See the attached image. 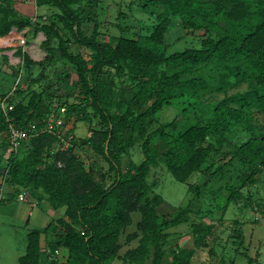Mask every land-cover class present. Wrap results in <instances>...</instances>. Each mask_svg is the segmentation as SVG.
I'll list each match as a JSON object with an SVG mask.
<instances>
[{
  "label": "trees",
  "instance_id": "1",
  "mask_svg": "<svg viewBox=\"0 0 264 264\" xmlns=\"http://www.w3.org/2000/svg\"><path fill=\"white\" fill-rule=\"evenodd\" d=\"M33 2L35 17L19 15L15 0H0V36L11 35L12 27L45 36L41 60L17 49L18 80L0 96L7 110L0 105V149L9 146L0 152V203L25 192L64 212L27 233L18 264H112L116 258L122 264H194L197 250L206 247L212 257L216 242L207 237L213 228L202 219L191 224L193 247L169 244L168 228L194 206L189 201L166 217L158 211V181L149 177L161 164L199 201L208 197L210 206L196 209L199 218L213 219L229 203L252 204L250 187L264 176V0ZM44 7L46 15L39 10ZM174 19L182 32L176 42L189 43L172 48L176 42L166 35ZM50 63H62L56 80L48 78ZM66 64L73 71L64 70ZM72 86L71 93L62 90ZM168 108L175 113L166 119ZM52 112L67 119L16 147L9 143V122L28 127ZM79 121L88 124L85 137L75 134ZM66 128L72 134H63L67 145L57 133ZM198 175L201 183L190 181ZM216 178L217 186L204 189ZM136 212L125 240L137 244L120 254V237ZM234 222L240 241L242 228Z\"/></svg>",
  "mask_w": 264,
  "mask_h": 264
},
{
  "label": "rangeland",
  "instance_id": "2",
  "mask_svg": "<svg viewBox=\"0 0 264 264\" xmlns=\"http://www.w3.org/2000/svg\"><path fill=\"white\" fill-rule=\"evenodd\" d=\"M14 8L19 15H27L35 17L37 8L34 5L33 0H15ZM42 9V10H41ZM40 12L46 15L48 8H40ZM50 11V10H49ZM136 15H141L136 14ZM147 16V14H145ZM87 28V26H85ZM89 28V27H88ZM16 27H12V30ZM27 30V29H26ZM44 34L39 31L36 36L28 34L24 49L34 59L41 60L45 55L44 49L40 47L41 40L44 39ZM167 42L173 43L182 37V32L178 20L174 19L169 33L166 35ZM189 41V40H188ZM186 42L187 44L189 42ZM192 42V41H191ZM185 41L181 43H174L172 48L180 47L186 44ZM192 43L198 44L197 40H193ZM78 49V48H77ZM76 48L70 47V50L77 51ZM81 52L85 53L84 48H79ZM78 49V50H79ZM14 60L17 58H13ZM16 61V60H15ZM16 62L12 64L0 57V96L7 94L12 90L17 82V76L15 70L17 67ZM64 70H72L71 65H64ZM39 67H36L38 70ZM62 63L55 64L50 63V66L46 67L48 78L56 80V74L62 70ZM40 70V69H39ZM73 79H76V75L73 73ZM25 79L23 76L19 77L22 85H24ZM62 84V83H61ZM61 84L59 86L61 87ZM75 89L74 86L68 89H62L63 91L71 93ZM53 90V89H52ZM59 90V89H58ZM77 89L75 90L76 93ZM174 111L171 108L166 109L164 117L166 119L171 118L174 115ZM181 116V114H179ZM64 117V116H63ZM162 117V118H164ZM67 119V117H65ZM64 118V119H65ZM74 117L71 116V119ZM75 134L78 137H85L88 134V124L86 121H79L76 124ZM8 145L3 149V154L6 153ZM0 149V152H1ZM78 150V149H76ZM75 150V151H76ZM80 150V149H79ZM78 150V151H79ZM80 156L85 160L88 166V161L85 158L83 152H79ZM141 157L140 152L136 149L133 152V158L137 162ZM151 180L158 181L155 191L160 193L163 197V203L158 207L159 212H163L166 217H170V214L175 212L178 207L184 206L189 201L193 203V210L184 215V221L179 222L176 225L170 226L168 231L169 244L179 243L181 247H193L194 239L192 238L191 228L193 220L202 219L213 228L212 234L207 237L211 242V237L215 238V254L209 256L206 248L198 249L194 259V264H222L221 259L225 260V264H249V259L252 258L250 264H264V176H258V182L256 185L250 187V192L253 193L251 202L252 204L244 205V200L239 201V204L229 203L226 209L217 208L214 211L213 219L208 217L199 218L197 216L196 209L208 208V197L199 198L195 195V190H189L185 183L176 181L173 176L160 164L151 168V174L149 177ZM203 179L200 176H194L190 179L191 182L201 183ZM217 180H209L204 189L214 188V183ZM218 182H215V186ZM259 190V191H257ZM25 200H18L14 198L12 200L4 201L0 203V264H18V257L24 254L27 245V233L34 228L44 227L51 219H57L63 215L64 209L53 208L46 200L38 201L34 196H30L28 193ZM250 200L247 198L246 202ZM219 204H224L225 198L218 199ZM242 204V205H241ZM241 205V206H240ZM255 207V209H254ZM217 218H221L218 220ZM139 219V213H133V224L130 225L120 237V243L122 245L120 254H122L127 248L133 247L137 244V240L126 242L125 237L128 233L134 231L135 222ZM237 220L242 228V239L240 241L233 236V228L235 227L234 221ZM238 223L236 225H238ZM51 233V232H50ZM217 236V237H216ZM240 243V244H239ZM223 246V248H222ZM59 258H64L61 251L57 252ZM170 261V257L165 259ZM49 260L44 259L42 264H48ZM112 264H122V261L116 258Z\"/></svg>",
  "mask_w": 264,
  "mask_h": 264
},
{
  "label": "built area",
  "instance_id": "3",
  "mask_svg": "<svg viewBox=\"0 0 264 264\" xmlns=\"http://www.w3.org/2000/svg\"><path fill=\"white\" fill-rule=\"evenodd\" d=\"M13 32L11 35L7 37L0 36V51H5L9 54V62L12 64V62H16L15 64H18L21 61L20 56H16V51L19 47L22 48L23 52H26L28 55L29 53L24 49V46L26 44L27 40V35L25 34L26 29L18 31L17 29H11ZM30 56V55H29ZM32 57V56H30ZM17 58V59H13ZM33 58V57H32ZM0 105L2 110L6 113V104H5V99L0 100ZM64 108H61V111H63ZM64 117L61 116L60 114L56 112L50 113L47 118H44L41 120V122L36 123L32 122L29 123L28 127H21L17 126L11 122L8 123V132H7V139L9 143L13 146L16 147L18 146L20 140L22 138L27 137L28 135L32 133H38V132H52L56 126H59L63 121ZM59 133L61 140L64 141L63 134H68L69 139L71 138V132L66 128L63 130V132H57ZM64 144L67 145V141H64ZM27 197V194L25 192H21L19 194V200H25Z\"/></svg>",
  "mask_w": 264,
  "mask_h": 264
},
{
  "label": "crops",
  "instance_id": "4",
  "mask_svg": "<svg viewBox=\"0 0 264 264\" xmlns=\"http://www.w3.org/2000/svg\"><path fill=\"white\" fill-rule=\"evenodd\" d=\"M0 53L7 55V58H8V61H9V54L6 52V50L5 51H0ZM15 54H16V56H18L17 53H15Z\"/></svg>",
  "mask_w": 264,
  "mask_h": 264
}]
</instances>
